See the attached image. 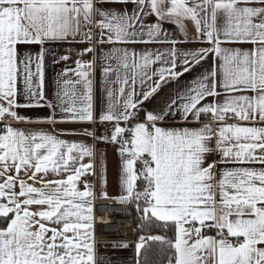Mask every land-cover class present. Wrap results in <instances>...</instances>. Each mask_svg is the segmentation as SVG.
<instances>
[{"label": "snow or ice", "instance_id": "6c2138e0", "mask_svg": "<svg viewBox=\"0 0 264 264\" xmlns=\"http://www.w3.org/2000/svg\"><path fill=\"white\" fill-rule=\"evenodd\" d=\"M40 107L106 127L13 126ZM88 137L118 153L119 196ZM97 199L134 207L137 264H264V0H0V264H104Z\"/></svg>", "mask_w": 264, "mask_h": 264}, {"label": "crops", "instance_id": "0c3cea01", "mask_svg": "<svg viewBox=\"0 0 264 264\" xmlns=\"http://www.w3.org/2000/svg\"><path fill=\"white\" fill-rule=\"evenodd\" d=\"M165 28L169 31L174 30V26L172 25H165ZM189 28V38L191 39L192 36V25L188 24ZM178 35H182L178 33ZM201 45L189 43L186 45H183L182 47L193 49L196 47H200ZM32 48H38V46H30ZM68 51L66 47L63 46H57L54 49L51 50V54L47 56L46 58V69H45V93L48 96L54 97L55 91L57 89V73L61 71L62 68L65 67V64L63 62L57 64L53 62V57L57 54H64ZM69 65H72V62H68ZM211 64V60L204 62V68H199L197 66L191 73L185 74V76L180 78V88H183L185 85H188L190 81L195 79L200 72L205 71L208 66ZM99 75V74H98ZM176 90V84L173 82L165 91L164 95L158 99H156L153 103L149 104L148 107H154L157 104H160L161 101L166 98L169 94H173ZM99 95L96 96V101L99 102ZM19 114L22 116H25L28 118L27 121H12L13 126L21 129H44V130H52L53 128L56 130L57 133H59L61 130H71V129H78L82 130L83 128H89L92 129V125H73V124H56L51 125L46 121V117L51 115V110L40 107V108H21L19 109ZM31 121V122H28ZM182 122L179 120H174L169 122V126H180ZM62 138L72 140V139H80L81 137L77 135L76 137H73L69 133H65ZM86 139V142L89 144L96 143L97 147L99 148L100 152L106 154V167H107V178H108V184H107V192L110 197H117L120 195V185H119V175H120V158L118 153L115 151L114 146L111 144H105L103 142H96L93 141L90 137L84 138ZM215 158V157H213ZM97 200H103V199H97ZM124 244V243H120ZM127 248H116L113 247V244H100L96 246V252L97 256L104 258V264H109V260L111 257L118 255V254H127L132 251L131 245L127 244Z\"/></svg>", "mask_w": 264, "mask_h": 264}, {"label": "built area", "instance_id": "2783aa9c", "mask_svg": "<svg viewBox=\"0 0 264 264\" xmlns=\"http://www.w3.org/2000/svg\"><path fill=\"white\" fill-rule=\"evenodd\" d=\"M94 127L99 129L98 134H100L104 132L106 126L92 125V128ZM95 205L96 246L114 243L129 244L132 251L111 257L109 264H137L135 244L140 233L133 207L118 205L113 200H96Z\"/></svg>", "mask_w": 264, "mask_h": 264}, {"label": "trees", "instance_id": "16d2710c", "mask_svg": "<svg viewBox=\"0 0 264 264\" xmlns=\"http://www.w3.org/2000/svg\"><path fill=\"white\" fill-rule=\"evenodd\" d=\"M133 209H134V207H133ZM134 213H135V219L137 220V213L135 212V210H134ZM139 233L142 234V233L140 232V230H139ZM157 234H158V233H157ZM152 259H153L154 264H155V261L158 259V257L155 255L154 252H153V254H152Z\"/></svg>", "mask_w": 264, "mask_h": 264}]
</instances>
